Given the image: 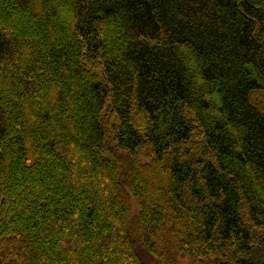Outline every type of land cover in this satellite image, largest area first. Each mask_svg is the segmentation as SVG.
Listing matches in <instances>:
<instances>
[{"label":"trees","instance_id":"16d2710c","mask_svg":"<svg viewBox=\"0 0 264 264\" xmlns=\"http://www.w3.org/2000/svg\"><path fill=\"white\" fill-rule=\"evenodd\" d=\"M264 264V0H0V264Z\"/></svg>","mask_w":264,"mask_h":264},{"label":"rangeland","instance_id":"374dc122","mask_svg":"<svg viewBox=\"0 0 264 264\" xmlns=\"http://www.w3.org/2000/svg\"><path fill=\"white\" fill-rule=\"evenodd\" d=\"M144 259L147 260V262H148L149 264H151V261H150L151 259H149L146 255L144 256Z\"/></svg>","mask_w":264,"mask_h":264}]
</instances>
